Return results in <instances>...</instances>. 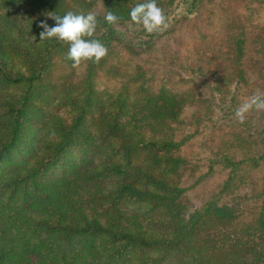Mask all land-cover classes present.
Listing matches in <instances>:
<instances>
[{
    "label": "trees",
    "instance_id": "16d2710c",
    "mask_svg": "<svg viewBox=\"0 0 264 264\" xmlns=\"http://www.w3.org/2000/svg\"><path fill=\"white\" fill-rule=\"evenodd\" d=\"M138 2L0 0V264H264V200L249 219L241 202L187 203L181 171L188 161L166 133L202 95L219 123L259 143L246 161L264 168V108H250L243 121L234 114L247 86L242 33L228 71L194 75L204 79L199 95L151 93L140 68L118 90L98 92L94 68L105 56L88 60L72 86L49 77L55 58L71 62L67 43L39 40V23L54 24L46 15L95 12L96 29L85 39L141 55L203 0H156L169 25L154 33L130 26ZM106 10L121 19L106 24ZM53 97L70 107L68 116L49 110Z\"/></svg>",
    "mask_w": 264,
    "mask_h": 264
},
{
    "label": "rangeland",
    "instance_id": "374dc122",
    "mask_svg": "<svg viewBox=\"0 0 264 264\" xmlns=\"http://www.w3.org/2000/svg\"><path fill=\"white\" fill-rule=\"evenodd\" d=\"M240 33L247 80L240 104L255 94L263 96L264 1L257 4L249 0H203L194 16L178 22L151 51L141 55H129L112 44L101 64L94 68V87L101 93L114 92L140 68L151 93L163 88L177 92L190 88L196 95L202 94L204 79H195L194 75L198 70L228 71L234 40ZM87 61L82 60L73 68L61 57L55 58L49 77L57 85L77 84L85 75ZM65 92L68 91L59 96L63 97ZM201 98L202 95L193 105L185 106L181 122L172 124V131H166L180 142L174 153L188 161L187 168L181 171L187 203L196 207L211 200L241 202L248 208L249 219L251 211L264 200V168L253 167L246 160L261 146L246 138L241 129L219 123L215 111L199 102ZM57 101L54 97L49 100V110L68 116L70 107L59 106ZM72 154L80 153L73 150Z\"/></svg>",
    "mask_w": 264,
    "mask_h": 264
},
{
    "label": "clouds",
    "instance_id": "9594fccd",
    "mask_svg": "<svg viewBox=\"0 0 264 264\" xmlns=\"http://www.w3.org/2000/svg\"><path fill=\"white\" fill-rule=\"evenodd\" d=\"M54 21L49 26L46 21H41L39 27V40L55 38L68 44L65 59L71 62V67L76 68L82 60L98 62L107 53V48L97 39L91 37L97 26V14L92 11L73 12L71 10L62 15H46ZM130 26L139 25L145 33H154L165 30L169 25V18L158 7L156 0H140L128 11ZM121 18L110 10H106L103 20L108 25L116 24ZM252 107L264 108V97L255 94L242 102L234 111L238 121H243L244 114Z\"/></svg>",
    "mask_w": 264,
    "mask_h": 264
}]
</instances>
